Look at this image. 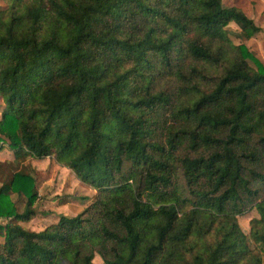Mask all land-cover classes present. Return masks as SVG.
Segmentation results:
<instances>
[{
  "label": "trees",
  "instance_id": "trees-1",
  "mask_svg": "<svg viewBox=\"0 0 264 264\" xmlns=\"http://www.w3.org/2000/svg\"><path fill=\"white\" fill-rule=\"evenodd\" d=\"M0 149L96 190L39 230L33 177L0 182V264H263L264 63L221 0H4ZM248 60L253 66L248 64ZM24 196L17 210L10 193ZM249 219L250 247L236 220Z\"/></svg>",
  "mask_w": 264,
  "mask_h": 264
},
{
  "label": "rangeland",
  "instance_id": "rangeland-1",
  "mask_svg": "<svg viewBox=\"0 0 264 264\" xmlns=\"http://www.w3.org/2000/svg\"><path fill=\"white\" fill-rule=\"evenodd\" d=\"M221 3L239 7L259 27L256 32L246 38L240 34L238 26L233 21H229L225 26L233 43H244L247 49L264 63V0H221ZM4 6V0H0V7ZM247 62L253 66L250 60ZM2 106L0 98V109ZM13 167L29 173L34 179L37 191L34 202L35 214L28 220L18 221L24 228L39 230L55 221L60 213L74 215L91 202L96 195L95 189L80 181L69 167L57 162L52 156L25 157L14 162L11 151L3 147L0 149V182ZM10 198L20 211L25 201L24 196L11 192ZM256 216L257 212L254 207L236 216L239 228L245 233L250 247H253L255 243L248 235L249 219ZM6 220L0 217V223ZM2 240L3 237L0 235V244ZM91 260L95 264H104L95 251L92 253ZM262 261L264 264V257Z\"/></svg>",
  "mask_w": 264,
  "mask_h": 264
}]
</instances>
